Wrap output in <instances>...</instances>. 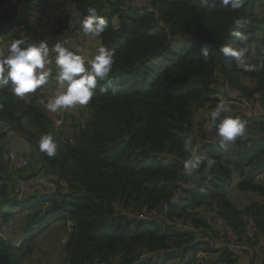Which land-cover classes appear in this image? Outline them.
I'll return each mask as SVG.
<instances>
[{
  "label": "trees",
  "instance_id": "obj_1",
  "mask_svg": "<svg viewBox=\"0 0 264 264\" xmlns=\"http://www.w3.org/2000/svg\"><path fill=\"white\" fill-rule=\"evenodd\" d=\"M144 1L146 6L137 8L119 0H0L2 40H44L37 31L42 26L38 15L50 5L69 3L77 12L70 32L82 31L88 9H96L108 24L98 47L115 52L111 85L98 84L85 109L78 115L65 111L59 126L45 98L37 102L28 94L15 96L10 88L0 90V221L7 230L12 216L2 208L20 202L8 196L15 184L4 141L8 132L18 134L28 150L23 154L30 167L23 180L42 174L49 186L21 207L28 212L26 235L18 245L0 241V264H31L24 261L33 252L28 242L59 218L66 226L64 264H192L186 253L196 249L193 233L175 222L205 225L213 206L237 229L238 240L250 246L256 243L243 235V216L251 211L258 230H264V185L257 180L264 173V115L239 114L246 122L245 136L223 147L215 128L204 136L209 125L198 117L205 118L204 111L223 100L249 102L255 93L264 108V54L257 36L264 18L256 14L255 0H245L236 10L220 0ZM258 7L264 9V2ZM233 31L247 40H237ZM58 38L47 41L50 48ZM225 45L245 48L246 62L256 70L246 71L225 57L219 51ZM243 80L256 87L243 86ZM197 131L202 138L197 155L214 158L216 164L208 173L202 164L190 186L180 189L172 182L181 178L184 144ZM45 135L57 146L54 156L39 148ZM234 178L238 181L231 188ZM233 191L254 198L236 202ZM129 207L161 211L169 222L137 219ZM241 257L251 264L248 252L227 254L229 264H238Z\"/></svg>",
  "mask_w": 264,
  "mask_h": 264
},
{
  "label": "clouds",
  "instance_id": "obj_2",
  "mask_svg": "<svg viewBox=\"0 0 264 264\" xmlns=\"http://www.w3.org/2000/svg\"><path fill=\"white\" fill-rule=\"evenodd\" d=\"M204 4H215L217 0H201ZM231 9H241L245 0H220ZM82 30L85 35L100 36L108 27L107 21L97 14L96 9H88V15L82 20ZM232 35L244 42L247 36L240 31H233ZM219 51L225 57H232L237 64L246 71L256 70L255 66L246 62V49L241 47L222 46ZM52 54H55V71H53ZM207 51H205V55ZM115 52L101 45L96 49V54L88 58L78 50L66 48L57 42L51 48L47 40L35 43H26L23 39H14L7 49V54H0V90L9 89L17 97L33 93L41 86L54 78L59 89L48 101L50 111L70 109L76 105H87L95 95L98 84L111 85L109 74L112 71ZM100 91H106L101 87ZM230 106L219 102L209 113L211 122L209 128H215L216 136L221 146L225 143H234L237 138H242L246 133V122L239 116L229 115ZM56 144L51 136L41 137L39 148L48 156L56 153ZM198 146L192 147L191 140L184 144V150L190 153L189 158L183 162L184 171L193 175L201 170L208 173L216 164L214 158L197 155Z\"/></svg>",
  "mask_w": 264,
  "mask_h": 264
},
{
  "label": "built area",
  "instance_id": "obj_3",
  "mask_svg": "<svg viewBox=\"0 0 264 264\" xmlns=\"http://www.w3.org/2000/svg\"><path fill=\"white\" fill-rule=\"evenodd\" d=\"M138 0H119V2L123 6H135L137 8H141V6L138 5ZM55 4V3H54ZM63 4V3H62ZM61 4V5H62ZM48 14L55 20L56 25H53L50 21L47 26H40L37 31L41 32V36H39V39L42 38L44 40L49 41L52 36L55 37V33L53 29L59 30L61 36H72L75 40L74 44L78 46L80 45L81 37H82V31L77 29L73 33H71L70 29L73 28L76 24V16L77 12L74 10L73 6L69 3L65 4L64 6H55L50 5L49 9H47ZM62 28L60 30L59 28ZM33 35V34H32ZM36 37V35L34 36ZM98 40V37L93 36ZM1 39V38H0ZM2 42L8 43L9 41L4 39ZM40 41V40H37ZM99 41V40H98ZM53 44V43H52ZM5 52L4 50L1 51ZM80 54L90 58V56H87L85 53L79 51ZM6 53V52H5ZM3 53L2 55H4ZM55 66V65H54ZM53 71H55V67L53 68ZM213 86L218 89V85L214 84ZM243 86H247L249 88L254 89L256 87L255 83L250 80H243ZM28 96L31 98L33 97L32 93H28ZM219 99H221V95H218ZM254 99L248 101H240V100H223L226 102L230 108L231 113H228L229 115L233 116H239L240 113H250L252 111H257L258 113L264 115V108L259 102V95L257 93L254 94ZM34 100L37 102H42V98L40 96L34 97ZM85 109V105L82 106V110ZM211 111L206 110L204 113H206V118H210L209 113ZM63 112L57 111L56 112V125L59 126L63 122ZM216 135V132H215ZM192 147L198 146V149L200 147V144L198 141L191 140ZM197 149V152H198ZM190 153L185 151L183 162L185 159L189 158ZM9 157V165H10V171L13 173V178L15 180V184L9 189L8 196L15 198L19 200L22 203V201L28 199L30 196L43 191L44 189L48 188L46 180L44 175H38L36 176L31 184H25V180H23V177L27 173L30 165H29V158L23 154L21 151H15V152H8ZM263 174H260L257 177V180L262 183ZM174 185L179 187L180 189H184L190 186L191 184V175H188L182 166V173L181 178L172 182ZM53 190V188H52ZM172 197V199H174ZM171 199V200H172ZM170 200V201H171ZM129 212H132L135 214V217L137 219L143 220L147 217H150L154 220H161L163 222H169L166 217H164V214L161 213V211L158 210H152L149 213L144 210L138 211L135 207H129ZM220 209L218 207H211L210 211L206 213V217L204 218L205 225L198 224L193 225L192 223L188 222H182L181 220H178L175 222V225L178 228L191 231L193 233V244L196 245V249L193 252L194 256L188 260L192 261V264H229L227 260V254L229 252L232 253H242V252H248L250 255L253 256L251 264H264V230L259 231L257 222L255 221L253 214L251 211L246 213L243 216V219L245 221V227L243 230V235L245 238H248L250 241L255 242L256 244L254 246H250L249 244L245 243L242 240H238V232L236 228L228 226L220 216ZM262 218L264 221V211L262 213ZM7 224L3 221H0V241H7L11 245H18L20 241H10L7 240L5 237V232L8 229ZM8 231V230H7ZM207 248V249H206ZM146 254L143 253L140 255V259L143 258ZM240 260V259H239Z\"/></svg>",
  "mask_w": 264,
  "mask_h": 264
},
{
  "label": "crops",
  "instance_id": "obj_4",
  "mask_svg": "<svg viewBox=\"0 0 264 264\" xmlns=\"http://www.w3.org/2000/svg\"><path fill=\"white\" fill-rule=\"evenodd\" d=\"M42 25L47 26V24H42ZM82 32H83V30H82ZM56 35L57 34L55 33V36ZM82 35L84 36V38H83L84 42H82V40H81L79 46L72 45L73 43L71 41L73 40V37L69 36V35L59 37L58 39L55 40V42H53V45L57 42H60L66 48H69L71 50H78V51L81 49H85V50L90 51V49L94 48V51L96 53V49L98 48L99 41L91 35H85L84 32L82 33ZM69 40H71V41H69ZM9 44H10L9 42L5 43V42H2L0 39V47H3L5 52H7ZM86 55L87 56H90V55L94 56L95 54L92 55L90 53H86ZM52 67H55V66H52ZM43 86H45V87L41 86L42 89H40V90L42 91L43 94L46 91L45 99H46V103H48V101L56 94L57 90L59 89V84L54 78H52L49 80V82L47 84H45ZM79 106L80 105H76L70 109H61L60 111L63 112V114L66 111L69 114L76 115L75 112H73V111H75ZM81 110H82V106H81L80 111ZM48 111H49V109H48ZM4 141L7 145L8 152L9 151L10 152H15V151L26 152V151H28L26 149V144H25L24 140L16 133L8 132ZM32 181H33V178H29V180L25 181V184H31ZM262 183L264 185V174H263V178H262ZM233 193H234L233 199H236L233 201L240 202V203H242L243 201L249 202L251 198H254V196L252 194H247V193L237 192V191H233L232 194ZM31 200L32 199L28 198V199L24 200L22 203H16L15 206H9V207L5 206L2 208V211L5 213L10 211L9 214H11V216H12L9 220L10 222H12L13 219L16 218L20 212L24 213V217H23L22 213L20 214V216H18L20 218V221L18 222L19 224L17 223L15 225V227H13V228H11V226H10V229L8 230V236L10 237V239L12 241H15V242L20 241L21 242L22 237L26 235L24 232L23 226L25 224V216L27 215L28 212L22 211L21 205H19V204H23L24 206H26V205H28L29 201H31ZM65 227H66L65 221L62 218H59L57 221L55 220L54 222H51L46 229L41 231L35 237V239L30 240L28 243L31 246L32 243L36 242L37 245H39L41 247V246H43V244L39 243V242L46 240L47 241L46 245H48L47 247L53 248L54 246H57V245L56 244L52 245L51 244L52 240L53 241L57 240L58 244H60V240H61L60 238H61L62 234H64V232H65ZM28 235H29V233H28ZM31 254H33V252ZM64 256H65V253H64ZM238 264H249V263H248L246 257H241Z\"/></svg>",
  "mask_w": 264,
  "mask_h": 264
},
{
  "label": "rangeland",
  "instance_id": "obj_5",
  "mask_svg": "<svg viewBox=\"0 0 264 264\" xmlns=\"http://www.w3.org/2000/svg\"><path fill=\"white\" fill-rule=\"evenodd\" d=\"M137 2H138V5L141 6V7L146 6V2L144 0H138ZM261 2H264V0H255V3L257 5L256 14H259L260 16H262L261 19H263L264 18V9L258 7L261 4ZM47 9H49V6L46 8L44 15H38V18H40V22L39 23L43 22L42 24H49V21H50L53 25H56V22L57 21H55L48 14ZM42 26H45V25H42ZM53 31H54V33L57 34V36L62 35V33L60 34V32H58L59 30L53 29ZM257 36L260 38V44H259L260 45V51L263 52V54H264V23H263L261 29L259 30V32H257ZM83 38H84V36L82 35V37L80 38L82 40V42H84V39ZM69 41H71V40H69ZM71 42L73 43L72 45L78 46V42H77V45L74 44V42H75L74 38H73V40ZM2 50H4L3 47H0V53H1ZM79 51H81V52H83L85 54L86 53H90L92 55L96 54L95 51H94V48L90 49V51L85 50V49H81ZM3 53H5V52H2V54ZM92 57H94V56H91L90 58H92ZM52 60H54V58ZM42 87H45V86H42ZM42 87H40L38 90H36L35 92H33L32 93L33 97H31V98L34 99V97L36 95V96H40L42 98V100H43L45 98L46 91L43 94L42 91L40 90V89H42ZM80 109H81V105L76 110L74 109L75 111H73V112H75V114L77 115V114L80 113ZM48 112L50 113V115L55 116L57 111L53 112V111H50L49 110ZM240 115H241V113H240ZM198 117L200 119H202V120L203 119L206 120V117L203 118L199 114H198ZM209 119L210 118H208V120ZM205 120H203L204 125L205 124L206 125L207 124L210 125ZM213 129L214 128H211L210 129L208 127L207 128V131L204 130L205 131L204 136H207V137L210 136V134L213 133ZM190 140L198 141L199 143L202 142V138H201V136L199 137L198 131H197V135L194 136V137H191ZM237 181H238V179L237 178H234V181L231 183V188H235V186L237 184ZM19 205H21V207H25L23 204H19ZM9 213H10V211L6 212V214H9ZM21 213L22 212H20L18 216H20ZM22 214H23V217H24V213H22ZM18 216L16 218H14L12 222H9V225L11 226V228L15 227V225L20 221V218ZM28 231H29V233L33 232V230H30V229H28ZM5 237H6L7 240H10L12 242V240L8 236V231L7 230L5 232ZM65 238H66V236L64 234H62V236L60 238L61 239L60 240V244H58V241L57 240L56 241H53L52 240L51 244L52 245H54V244L57 245V246H54L53 248L47 247L48 245H46V242H47L46 240L45 241H42V242H39V243H42L43 244V246H41V247L39 245H37L36 242L32 243L31 244V248H33V254L27 255V257L24 258V261L30 262L31 264H64V252H63V245L62 244H63ZM193 256H194V253L192 251H188L186 253V259L187 260L188 259H191ZM174 264H181V263H180V261H176Z\"/></svg>",
  "mask_w": 264,
  "mask_h": 264
}]
</instances>
